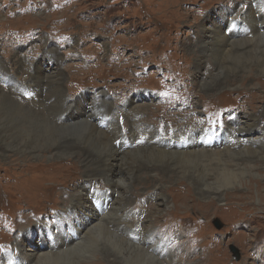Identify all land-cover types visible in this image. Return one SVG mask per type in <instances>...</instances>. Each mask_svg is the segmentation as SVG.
I'll use <instances>...</instances> for the list:
<instances>
[{
  "label": "rangeland",
  "instance_id": "1",
  "mask_svg": "<svg viewBox=\"0 0 264 264\" xmlns=\"http://www.w3.org/2000/svg\"><path fill=\"white\" fill-rule=\"evenodd\" d=\"M239 1L206 0L207 5H204L203 0H0V65L6 75L18 81V75L13 74L12 63L21 58L27 65L47 71L50 67L44 57V52H47L55 61H62L64 93L74 102L87 106L93 97H98L105 99L104 102L117 111L127 112L133 107L144 111L146 124L150 125L157 119L163 126L165 121L171 124L180 122L182 116L193 126L195 119H191L196 115L192 113L199 110L201 113L196 118H202L201 123L205 127L226 130L228 123L236 120L243 124L245 114L251 112L247 108L241 112L237 106L244 102L247 95L252 102L250 108L256 104V107L264 109V92L259 86L248 92L239 90L229 98L224 97L215 104L213 101L205 103L206 108L202 104L203 107L198 106L194 110V104L190 105L195 101L192 98L199 100L201 96L194 83L205 79V69L209 70L212 63L206 57L202 61L203 66L200 65L194 41L199 26L216 23L225 28V20L231 19L228 15L232 9L237 11L242 6L243 1ZM194 15L198 16L197 19ZM262 80L264 78L258 77L255 82L264 83ZM250 95L258 98L251 99ZM262 96L263 101L260 100ZM3 111L11 112L9 109ZM150 112L156 113L152 122L149 120ZM260 127L264 128V120ZM40 131L38 127H24L23 140L35 147L46 148L50 143L48 133ZM85 132L82 128L68 135L72 142L80 144L84 141L82 136ZM42 134H46V138H42ZM214 137H210V141ZM5 154L12 158L8 161L0 158V254L13 252L12 256H16L15 250L10 251L15 242L25 239L26 233L30 232L32 244L37 246L40 243L38 235L45 233L49 224L56 223L54 210L63 211L65 204L60 203L61 197L51 187L41 190L44 195L23 199L25 180L31 174L26 164L31 161L14 160L20 155L9 150ZM158 157L136 154L125 155L124 158L128 165L135 164L140 169L151 166L165 168V158ZM172 161L186 170H194L193 164H186L183 160ZM110 166L117 175L119 162L109 160L105 167L109 169ZM79 167L82 171V166ZM134 172L125 180L128 187L116 193L124 196V206L132 221L131 228L140 224L145 214L155 216L158 194L168 201V206L161 212L164 215L154 232L171 256L173 252H178L175 259L182 257L183 264H264V204H259L264 203V160L246 171L243 185L247 183V186L221 190L223 197L216 202L207 218L198 206L199 203L207 204V200H200L197 196L187 199L186 187L180 184L185 179L180 178L179 181L168 178L166 172H158V177H163L159 181L161 189L153 193L147 183L146 172ZM81 176L72 175L67 179L71 187L66 189L67 196L63 199L68 200L75 187L83 182ZM62 184L59 182L58 191L65 190ZM109 188L106 182L95 186V190L104 194L110 193ZM42 198L46 201H38ZM179 199L182 203L185 201V210L172 208V202ZM169 209L171 211L166 212ZM32 210L38 213L35 215ZM140 213L143 216L139 221L137 215ZM233 213L236 216L232 217ZM26 216L28 219L25 220ZM188 239L189 243L199 246L187 248ZM92 244L88 243L89 246L84 249L87 253H83L85 257L81 263L148 264L139 258H130L128 249L113 243L105 232L100 233L98 241ZM28 246L29 242L25 247ZM232 248L238 258L234 257ZM203 254L207 259H213L204 262L201 260Z\"/></svg>",
  "mask_w": 264,
  "mask_h": 264
},
{
  "label": "bare ground",
  "instance_id": "2",
  "mask_svg": "<svg viewBox=\"0 0 264 264\" xmlns=\"http://www.w3.org/2000/svg\"><path fill=\"white\" fill-rule=\"evenodd\" d=\"M241 1L242 6L237 11L232 9L229 13L231 19L225 20V28L223 25L212 23L207 27L199 26L196 30L194 45L198 48L199 63L203 66L202 61H205L206 57H209L212 63L209 70L205 69V79L194 83L197 92L202 96L199 100L197 97L192 98L195 101L190 105L194 104V110L202 104L205 107V103L211 104L213 101L215 104L224 97L229 98L239 90H253L259 86L264 92V83L255 82L258 77L264 78V0ZM203 2L207 5L206 0ZM194 16L197 19L198 16ZM44 57L50 65L47 71L32 64L27 65L21 58L13 62V74L18 75V81L6 75L4 67L0 65V158L10 160L12 156L5 154V151L9 150L15 155H20L14 160L31 161L26 164L31 174L25 180V189L21 195L23 199L39 197L43 194L44 191L41 190L44 187H51L57 190V196L61 197L60 203H64L65 208L63 211L54 210L56 223L49 224L45 233L38 235L40 243L37 246L32 244V235L28 232L25 239L17 240L10 249L16 251V256H12L13 252L0 254V264H102L81 263V260L84 262L83 253H87L84 249L88 243L98 241V235L103 232L113 243L122 249H128L130 258L136 257L148 264H183L182 257L175 259L178 252H173L171 256L154 232L164 215L161 212L166 210L168 201L156 194V213H153L155 216L145 214L141 223L131 228L132 221L124 206V196L119 193L116 195L117 190L128 187L125 180L130 173L144 171L149 178L147 183L153 193H156L161 189L159 181L163 178L158 177V172H166L168 178L185 179L180 184L186 187L185 193L189 195L185 196L187 199L197 196L200 200H207V204H198L200 211L204 212V218H207L212 214L210 210L215 207L216 202L221 201V190L231 186H247V183L243 185L246 171L264 160V128L260 127L261 121L264 120V109L256 107V104L250 108L249 104L252 102H249L247 95L244 102L237 106L241 112L247 108L252 113L245 114L243 124L238 120L228 123L226 130L217 131L212 130L213 127H205L201 123L202 118H196L201 113L197 109L192 113L196 115L191 119H195L193 126L184 116L180 122L171 124L165 121L163 126L157 119L153 121L155 112H150L149 120L153 122L148 125L144 121V111H137L135 107L124 112L113 109L110 104L104 102L105 99L98 97H93L87 106L70 100L64 93L62 61H55L47 52H44ZM188 91L186 93H189ZM254 98L258 97L251 96V99ZM262 98L263 96L260 100ZM8 109L11 112L3 111ZM24 127H38L40 133H48L49 145L46 148L35 147L31 142L24 141ZM82 128L86 130L82 136L84 141L80 144L72 142L70 133ZM258 130L260 132H257ZM46 134H42V138H46ZM213 135L215 137L210 141ZM136 154L165 158V168L151 166L148 169H140V166L135 164L128 165L125 155L130 157ZM173 159L195 165L194 170L189 171L174 164ZM109 160L119 162L120 171L117 175L111 166L106 169ZM80 165L82 171L78 169ZM72 175H82L83 182L85 180L87 183L82 182L75 187L68 200L63 199L67 196L66 189L71 187L67 179ZM56 179L63 182L64 191H58L59 182ZM101 182L110 186L109 194L95 190V186ZM91 187L94 188L92 191ZM43 200L42 198L38 201ZM183 203L180 199L176 200L172 202V208L185 210ZM32 212L35 215L38 213L36 210ZM137 216L140 221L143 215L140 213ZM24 219H28V216ZM43 240L47 242L44 243ZM28 242L29 246L26 248ZM189 242L188 239L187 248L199 246ZM203 255L201 260L204 262L213 259H207L206 255Z\"/></svg>",
  "mask_w": 264,
  "mask_h": 264
},
{
  "label": "water",
  "instance_id": "3",
  "mask_svg": "<svg viewBox=\"0 0 264 264\" xmlns=\"http://www.w3.org/2000/svg\"><path fill=\"white\" fill-rule=\"evenodd\" d=\"M233 249V248H232ZM233 251H234V249H233ZM234 253L236 254V255H234V257H236V258H238V255H237V253L234 251Z\"/></svg>",
  "mask_w": 264,
  "mask_h": 264
}]
</instances>
